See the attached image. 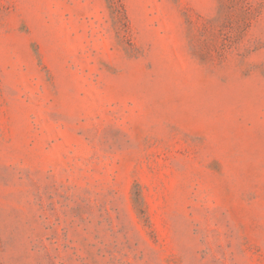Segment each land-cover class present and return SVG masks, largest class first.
<instances>
[{
    "label": "rangeland",
    "instance_id": "obj_1",
    "mask_svg": "<svg viewBox=\"0 0 264 264\" xmlns=\"http://www.w3.org/2000/svg\"><path fill=\"white\" fill-rule=\"evenodd\" d=\"M0 264H264V0H0Z\"/></svg>",
    "mask_w": 264,
    "mask_h": 264
}]
</instances>
